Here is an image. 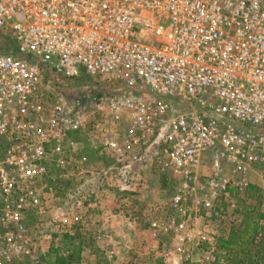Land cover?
Wrapping results in <instances>:
<instances>
[{
	"label": "built area",
	"instance_id": "2783aa9c",
	"mask_svg": "<svg viewBox=\"0 0 264 264\" xmlns=\"http://www.w3.org/2000/svg\"><path fill=\"white\" fill-rule=\"evenodd\" d=\"M107 130L109 172L74 137ZM147 161L178 180L182 217L163 233L185 242L194 213L234 215L247 172L264 170V0H0V264L34 263L95 203L96 180L130 194ZM198 242L204 262L220 253Z\"/></svg>",
	"mask_w": 264,
	"mask_h": 264
},
{
	"label": "crops",
	"instance_id": "0c3cea01",
	"mask_svg": "<svg viewBox=\"0 0 264 264\" xmlns=\"http://www.w3.org/2000/svg\"><path fill=\"white\" fill-rule=\"evenodd\" d=\"M110 132L86 131L89 142L81 143L78 150L92 166L107 172L112 167L111 159L103 154L101 144L112 136ZM148 157L149 160L151 155ZM214 169L207 154L198 174L209 175ZM224 172L230 170L225 168ZM141 175L144 185L123 195L116 193V183L111 178L96 180L95 203L86 201L80 211V223L60 237H46L43 246L48 244L49 251H53L59 240V245L68 254L76 246L79 264H264V170L260 166L254 165L247 172L248 185L245 192L236 197L238 209L233 216L220 220L208 219L203 211L194 213L196 220L187 235L193 240L190 263L177 259L173 254L177 239L172 233L161 231L167 223L171 211L169 200L177 190L178 180L172 175L159 174L148 161L142 167ZM105 182L111 186L107 187ZM170 187L174 188L172 192H169ZM240 203L244 207L242 211ZM152 222L159 225L158 237H152ZM202 236H213L220 249L212 261H203L207 243L196 245ZM165 242L173 249L167 256L158 257L161 253L155 251L167 245Z\"/></svg>",
	"mask_w": 264,
	"mask_h": 264
},
{
	"label": "rangeland",
	"instance_id": "374dc122",
	"mask_svg": "<svg viewBox=\"0 0 264 264\" xmlns=\"http://www.w3.org/2000/svg\"><path fill=\"white\" fill-rule=\"evenodd\" d=\"M64 90V91H63ZM61 91L64 93H68V90L66 89V88H64V87H61ZM75 138H76V140H77V142L79 143V146H80V144L81 143H85V142H89V138H88V135H87V133H85V132H81V133H79V134H76L75 136H74ZM51 169H52V172H51V176H50V178H45L44 180H43V182L42 183H55L57 180H56V176H57V170H56V167H54V166H52V167H50ZM164 184H168V183H164ZM174 186H176V184H174L173 185V187ZM173 187H170L169 189H170V191L169 192H172L173 191ZM172 189V190H171ZM56 205H57V207L58 208H60V207H62L63 206V204L59 201V202H56ZM243 208L244 207H241V203H240V211H242L243 210ZM245 211V210H244ZM243 211V212H244ZM78 212H76V214H77ZM78 215H79V213H78ZM167 217H168V220H167V223L166 224H169V223H171L172 221L173 222H177V221H179L180 219H181V214H179V213H174V212H172V211H170L169 213H168V215H167ZM195 220H196V218L195 217H192L191 218V221H188V227L189 228H191V227H193L194 226V222H195ZM80 221H81V218H80ZM80 221L78 220V222H76L75 223V225H78L79 223H80ZM74 225V226H75ZM191 230L189 229L188 231H186V234L187 235H190V232ZM172 233V235H173V237L175 238V239H177V243H176V245H175V247H174V249H173V247H170L171 249H169V246H168V244H167V242H165L167 245H165L164 247H162V248H159V249H157L155 252H156V254L160 251V255L158 256V257H163V256H167L168 254H167V252L169 251V250H172L173 249V254L177 257V259L178 260H180L181 259V261H184L185 263L186 262H191V261H189V260H183V258L181 257V255L178 253V254H176L175 253V251H176V248L177 247H179V246H181V245H184V247H187L188 249H190L191 248V243H192V238H190L189 236H186V237H188L189 238V240H186L185 242H181L180 241V235H176L175 233H173V232H171ZM65 234V233H64ZM165 234H167V233H165ZM63 234H60V235H58V236H56V237H60V236H62ZM152 237H154V236H152ZM158 237V236H157ZM63 238V237H62ZM62 238H60V239H62ZM58 239V238H57ZM44 241H46V240H44ZM198 241V240H197ZM58 245L57 246H55L56 248H53L54 250L53 251H49V246H48V244L47 245H45V246H42V249H41V252H39V256L37 257V260L34 262V263H29L28 261H25V260H23L22 262H21V264H79L78 262H77V259H78V254H79V251H78V249L77 248H75L76 246H73V248H71V250H72V253L71 254H68V252L66 253V252H64L63 250V247H61L60 245H59V240L56 242ZM166 254V255H165ZM18 264H20V262L18 263Z\"/></svg>",
	"mask_w": 264,
	"mask_h": 264
},
{
	"label": "trees",
	"instance_id": "16d2710c",
	"mask_svg": "<svg viewBox=\"0 0 264 264\" xmlns=\"http://www.w3.org/2000/svg\"><path fill=\"white\" fill-rule=\"evenodd\" d=\"M235 260L232 258L231 263H233Z\"/></svg>",
	"mask_w": 264,
	"mask_h": 264
}]
</instances>
